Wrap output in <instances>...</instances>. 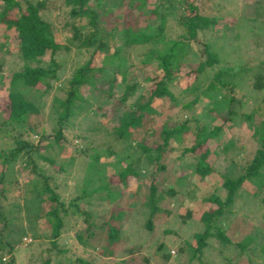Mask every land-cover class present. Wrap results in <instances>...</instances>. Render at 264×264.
Returning <instances> with one entry per match:
<instances>
[{"label":"trees","instance_id":"obj_1","mask_svg":"<svg viewBox=\"0 0 264 264\" xmlns=\"http://www.w3.org/2000/svg\"><path fill=\"white\" fill-rule=\"evenodd\" d=\"M104 1L62 0L57 9L62 14L66 12L67 20L62 27L69 35L65 44H59L53 36L52 23L42 16L45 11L50 10L47 0H0V25L12 31L17 41L15 52L22 61L17 71L8 74L7 81H4L0 74V86H4L6 90L2 101L3 108L0 109V140L9 142V145L0 148V264H16L14 258L17 243L4 240L2 235L10 223L3 208L6 200L3 180L11 164L21 160L22 170L37 175L26 182L25 189L31 195L29 202L33 206L36 205L39 211L36 217L47 225V254L39 264H92L82 255H76L74 259L66 256L69 249L64 246L62 236L67 230H71L77 221L80 223L77 230L74 228L77 242L87 243L96 250L104 244L98 252L102 256L112 257L114 244L121 240L119 222L127 216V209L134 205L143 209L147 216L141 228L151 233L154 220L162 214L168 217L172 215V212L166 209L165 202L184 198L183 192L167 184L166 176L161 175L169 169V159L181 162L182 159L189 158V165L199 180L212 174L213 168L208 162V144L214 140L219 142L223 124L232 120L229 116L232 111L230 104L242 100H237L234 96L240 83H245L251 92L261 93V98L254 100L250 111L241 114L247 128L251 130V138L256 145L254 153L241 174L234 178L221 177L222 181L218 186L224 192L223 197L211 189L205 201L215 208L204 210L198 218L192 216L191 208L185 209L184 214L180 216L182 224L186 226L191 220L195 228L190 230L189 234L178 235V240L172 242L177 250L175 258L169 253V243L164 241L156 245V252H159L164 264H191L193 260L198 264H252L253 260L259 258L250 250L255 237L242 233L240 239L233 240L232 234H228L227 229L229 227L231 231V226L227 222L233 215V220L246 219L239 212L241 207L247 205V196L256 199L259 206L264 207V59L260 65L263 66V72L254 73L251 78L246 74L249 69L244 63L236 70L223 66L213 42L203 41L200 48L203 57L193 62L187 41H196L198 31L212 32L220 20L217 14H213L215 9L212 8V16H208L202 6L194 4V0H156L155 6L149 12L158 13L159 20L162 21L165 18H175L178 26L182 28L183 35L180 36L183 41L167 39L162 23L154 28V32H148L146 25L137 28L135 21H129L125 17L120 22L114 19L113 24L108 27L107 13L101 15L98 11ZM173 1L183 6L185 12L177 14ZM257 3L260 1L254 2L253 8L258 6ZM146 4L147 0L124 2L130 10H140ZM241 17L245 22L252 24V42L258 45L260 41L256 40L253 27L261 28L264 22L260 21L259 17ZM117 36L121 38L120 45L112 47L110 41ZM232 39L237 42V35ZM148 43L157 50L151 51V48H148L142 54V65L153 63L154 69L160 70L161 74H155L152 70L138 81L137 76L130 72L128 58L121 55V48H141ZM4 45L5 43H0V48ZM72 46L87 49L90 57L73 68L63 89L65 97H55L51 102L55 125L48 133L44 127H40V121L35 119L39 118L40 108L27 101L24 93L27 88L35 87L39 83L44 85L41 93L50 91L51 82L57 79L60 66L55 55L62 50L68 52ZM111 48L112 62L107 67L90 66L95 55L108 54ZM46 54L48 58L43 60ZM115 74L120 76L123 86L118 97H113L112 93L116 81ZM190 74L193 79L183 91L187 96L191 94V98L182 103V95L175 94L170 87L172 83L177 84L179 78L188 77ZM95 75H98V78ZM149 82L152 86L148 89L145 84ZM87 85L107 98H113L111 114L112 119H117V123L111 128V138L103 149L88 147L92 141L87 140V135L81 134V128L73 134L72 137L88 142L86 141L87 145L73 147L66 164H72L76 155H82L87 158V167L80 184L66 203L57 191L58 186L52 182L53 178L38 170L35 157H41L52 164L48 158L39 154L40 142L49 140L54 148L61 149L62 145L68 142L65 132L73 126V120L79 115L90 122L87 123L86 131L98 130V123L92 121L97 119L95 112L88 109L81 112L80 104L88 102L82 93ZM105 85L107 88L103 89ZM141 90L133 103L127 104V101ZM201 98L209 103V108L205 109L208 116L218 117L222 121L221 125L210 127L202 117H187L188 110ZM77 101L80 104H76ZM227 101V106L221 110L220 104ZM164 104L169 110L168 113L161 109ZM189 133L193 134L189 144L181 149L177 158H171L173 145L185 141ZM32 135L39 137L36 143H33ZM113 144H118L119 148L114 150ZM89 148L91 153L88 154ZM216 149L226 153L228 149L232 152L233 149L239 151L241 146L229 142L216 145L214 152ZM102 155L109 158L106 166L113 171L105 180H101L105 170H100L99 167ZM224 160L228 161L230 158L224 157ZM66 164L60 163V173L66 171ZM231 166L234 167V164ZM113 176L117 178L114 182ZM243 182L252 187V192L246 193L245 196H242L244 192L241 191ZM129 184H133L135 189L127 191L126 194L115 188L120 185L124 190ZM185 192L186 196L190 194L188 190ZM116 194L119 196L116 197ZM126 197L135 202L127 205ZM238 201H242L241 205L237 204ZM96 203H104L108 207L107 212L99 217L102 220L98 225L92 210ZM14 206L19 209L18 205ZM263 218L264 216H261V219ZM37 236L41 235L36 234ZM128 253H132V250ZM258 254L264 255V241L259 245ZM184 257L187 259L185 263ZM147 260L143 256H132V259H119L116 264H148Z\"/></svg>","mask_w":264,"mask_h":264},{"label":"rangeland","instance_id":"obj_2","mask_svg":"<svg viewBox=\"0 0 264 264\" xmlns=\"http://www.w3.org/2000/svg\"><path fill=\"white\" fill-rule=\"evenodd\" d=\"M178 2V0H174ZM175 12L177 14L184 11V7L174 3ZM260 1L257 3L258 6L253 8L254 2ZM62 0H47V6L50 7V10L45 11L42 16L49 20L52 23L53 27V36L56 39V42L59 44H65L66 38L69 33L67 30L63 29L62 24L67 20L66 12L64 14L60 13L57 9L58 5ZM125 0H105L98 11L101 15L107 13V20H109L108 27L113 24L114 19L118 22L123 21L125 17L129 21H135V26L137 28H142L145 25L148 32H154V28L162 23V29L165 36L169 40H180L183 41L180 35H183L182 28L178 26L175 18H165V20H159L158 13H149L156 4V0H147V4L140 10H130L124 5ZM194 4L202 6V9L205 10L206 15L212 16V8L220 18L219 22L214 26L213 31H198L196 36V41H184L188 44L189 49L192 51L191 60L197 62L202 59L200 53L201 42L206 41L214 44L215 50L217 51L221 63L223 66L230 67L234 70L241 64H245L248 67L249 71L246 73L251 78L254 73L263 72V66L261 61L264 59V26H255L254 33L257 41H260L258 45L253 44L252 40L254 36L251 34L252 24L245 22L242 19V15L258 18L260 21L264 22V0H194ZM215 7V8H214ZM185 12V11H184ZM118 25V24H117ZM238 37L237 42L232 39L235 36ZM120 37H114L110 43L112 47L120 45ZM0 43H5L4 47L0 48V74L4 81L8 80V74L14 71H17L21 67L22 61L19 60L16 54L17 41L14 39L13 33L10 28H4L3 25H0ZM157 45V44H156ZM159 45V44H158ZM152 44L148 43L144 47H134L131 49L121 48V55L127 57L128 63L130 66L131 74L137 76L138 81H141L146 74L153 70L155 74H161L160 70L154 69V64L150 63L147 66L142 65V54L151 48V51L157 50L155 47L152 48ZM181 49V48H180ZM113 48L110 49V52L105 55H95L93 57L90 66L107 67L109 63L112 62L111 52ZM179 51V50H178ZM89 51L85 48H77L72 46L71 49L67 51H59L55 55V59L59 61L60 66L57 71V79L52 81V88L45 93H41L44 89L42 83L37 84L35 87L27 88L24 93V97L27 101L35 104L41 110L39 118H35L40 121V127H44L48 133L54 128V116L52 114L51 102L53 99L59 98L62 99L65 97L63 89L66 87L68 79H70V74L73 68L89 59ZM48 58V54L43 57V60ZM107 72V71H105ZM104 72V73H105ZM106 74V73H105ZM116 81L113 87V97H118L122 90V84L120 83V76L115 74ZM98 78V75H95ZM193 79V75L190 74L188 77H181L177 80V84H171V91L177 95H182L181 102L188 101L191 98V94L188 96L184 93V89ZM204 85V83H202ZM146 88L149 89L151 82L145 84ZM239 88L234 93L235 98L242 99L240 102L234 101L230 104L231 112L229 116L232 117L231 121L223 124L222 134L220 136L219 142L212 141L208 144V162L213 168L212 174L203 180H199L198 176L194 174L193 168L189 165V158H184L182 161L171 160L167 161L169 169L163 176L167 178V184L172 185L175 189L183 192L184 198L181 200H168L165 202L166 209L172 212L171 216H166L162 214L158 219L153 222V229L150 232H146L141 228V224L145 221L147 213L143 212V209L131 206L127 209V216L124 219L120 220V239L113 246V256L105 257L102 256L98 249L104 246L102 244L96 250L93 246L87 245V243H79L75 239L74 230L80 227V223H75L74 227L71 230H67L65 235L62 236L64 246L68 247L69 252L67 253V258L74 259L76 255H82L87 257V260L92 264H116L119 259H132V256L135 257H145L148 260V264H164L161 262V257L159 252H156V245L160 241H164L168 244V250L170 255L173 258L177 255L175 245H172L174 240H178V235L189 234L190 230H194L195 224L193 221L188 225L182 224L181 215L184 214L185 209L192 210V216L198 218L200 214L205 210L208 211L212 208H215L214 205L205 201L211 189L217 193L220 197H223L224 192L218 186L222 181V176L227 177H236L241 174L243 168L246 167L249 160L253 155V151L256 147L254 140L251 138V130L247 128L246 123L242 119L241 114L247 113L250 111L254 100H259L261 98V93L251 92L250 89L245 85V83H240ZM105 85L103 89H106ZM142 90L136 93L132 98L127 101V104L133 103L140 94ZM82 93L87 98L88 102L85 104H80L78 101L76 104L81 105V112L85 110H91L95 112L97 119H92L93 123H98V130L95 132L86 131V126L90 122H87L83 116H78L73 120L74 124L68 131L65 132L68 142L64 143L61 149L54 148L49 140H44L40 142V147L38 152L40 155L48 158L49 161L41 158L35 157V162L37 168L40 172L47 174L48 177H52L54 182L58 186V193L61 195V198L68 203L70 197L73 194L75 188L80 184L82 176L86 170V160L87 158L82 155H76L72 164L67 165L70 152L73 147H80L82 144H86L88 141H92L91 145L88 147H93L95 149H103L105 144L109 142L110 130L117 123V119H112V102L113 98H107L102 95V93L93 90L88 85L83 88ZM6 94L4 86H0V109L3 108V97ZM219 100V99H218ZM227 102L220 104L221 110H224L227 106ZM209 103H207L203 98L199 99L190 110L187 112V117L196 115L202 117L210 127L212 125H221L222 121L218 117H209L206 108ZM164 113H168L169 110L164 104L161 108ZM177 113V112H175ZM103 115L104 117H102ZM89 116V114H88ZM84 118V119H83ZM91 118V116H90ZM112 120V121H110ZM86 122V123H85ZM88 123V124H87ZM81 128V134L87 135V140L80 138L72 137L73 134L79 132ZM191 133L185 141L174 144L173 151L171 153V158H177L180 154V151L183 147L189 144L191 138ZM33 143L38 141L39 137L37 135H32ZM87 141V142H86ZM233 141V142H232ZM229 142L232 145L241 146V150L228 149L226 153H222V150H217L214 152V147L218 144H228ZM9 145V142H4L0 140V148H4ZM87 147V148H88ZM88 150V154L91 153V150ZM112 148L114 150L119 148L118 144H113ZM101 155V153H100ZM73 156V154H72ZM71 156V157H72ZM224 157H229L230 160H224ZM113 157L111 156V159ZM107 158L105 155H102L100 158V170L104 169L105 172L101 176V180L107 179L111 173H113L112 168L106 166ZM65 163L66 171L60 173L58 167L60 163ZM232 163L234 167H232ZM22 163L21 160L11 164L5 172V180H3L6 200L4 201V213L7 219L10 221L7 228L2 232L4 240H9L11 243H17V250L15 252V261L16 264H39L42 258L46 257L45 248L48 246V237H47V225L45 222L42 223L41 219L37 218L39 211L37 210L36 205H32L30 201V193L25 189V184L29 179L37 177L33 172L28 170L21 169ZM116 177H112V182L116 181ZM133 184H129L127 189L122 188L118 185L116 190H122L123 193L131 189H135ZM186 190L190 192L186 196ZM241 191L244 192L242 196H245L246 193L249 194L252 192L251 185L247 183L241 184ZM119 196L116 194V197ZM181 196V195H180ZM127 198V197H126ZM125 198V199H126ZM247 205L243 204L244 208L241 207V213L244 218V221L239 219H232L234 215L227 222L231 226V231L229 227L227 229L228 234H232L233 240H238L242 236V233H249L255 237V241L250 246L251 252H254L257 260H253L252 264H264V255L259 256L258 248L259 245L264 241V218L261 219V216H264V207L259 206V203L256 199L250 197H245ZM128 204H127V203ZM124 205H129L135 201L132 198H127ZM244 202V201H243ZM139 203V201H138ZM242 201H238L237 204L241 205ZM14 205H18L19 209H16ZM135 207V208H134ZM107 205L104 203H96L93 205V212L96 216L95 223L96 225L100 224V216L104 215L107 212ZM239 214V215H241ZM238 217V216H237ZM232 219V220H231ZM239 220V221H238ZM234 221V222H233ZM230 222V223H229ZM225 223V221H224ZM114 225H118L117 222H113ZM35 225V226H34ZM39 226V227H38ZM225 226V225H224ZM1 227V223H0ZM75 228V229H74ZM226 228V226H225ZM168 231L169 233L165 232ZM40 234L41 236H37ZM66 242V243H65ZM61 243V241H60ZM66 244V245H65ZM177 244V242L175 243ZM83 248L85 250H83ZM132 253H128L131 251ZM214 253H217L214 251ZM254 259V258H252ZM185 257L183 262L185 263ZM245 258L243 259V261ZM191 264H198L197 261L193 260ZM238 264H245L244 262Z\"/></svg>","mask_w":264,"mask_h":264}]
</instances>
